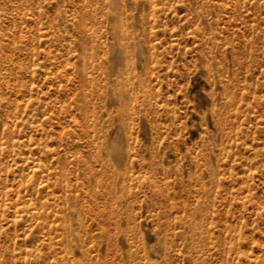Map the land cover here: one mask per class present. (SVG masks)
Instances as JSON below:
<instances>
[{
    "label": "rangeland",
    "instance_id": "rangeland-1",
    "mask_svg": "<svg viewBox=\"0 0 264 264\" xmlns=\"http://www.w3.org/2000/svg\"><path fill=\"white\" fill-rule=\"evenodd\" d=\"M0 264H264V0H0Z\"/></svg>",
    "mask_w": 264,
    "mask_h": 264
},
{
    "label": "bare ground",
    "instance_id": "bare-ground-1",
    "mask_svg": "<svg viewBox=\"0 0 264 264\" xmlns=\"http://www.w3.org/2000/svg\"><path fill=\"white\" fill-rule=\"evenodd\" d=\"M117 21H119V20H117ZM119 27H120V26H118V28H117V33L120 32ZM119 34H120V33H119ZM123 48H124V47H123ZM128 63H130V62H128L127 60H126L125 62L122 61V62H121V66L117 67V71L119 72L118 76H115V81L117 82L116 84H117V86H118V87L116 86V87L118 88L117 91H119V89H120L122 86H124V84H128V82H129V81H128V82L125 83V80L123 81L124 76H122L123 74L125 75V71H124V73H122V72H123V69H126V68L129 69V68H128ZM129 65H130V64H129ZM84 68H85V67H84ZM82 70H83V69H82ZM82 70H81V71H82ZM85 70H86V68H85ZM127 72H128V71H126V74H127ZM84 73H86V71H85ZM116 75H117V74H116ZM125 76H127V75H125ZM125 78H126V77H125ZM127 80H128V79H127ZM112 83H113V82H112ZM114 86H115V84H114ZM125 87H126V88H125ZM124 88L127 89V86L125 85ZM124 88H123V89L121 88L122 90L119 91V92H117V93H119L121 99H124L125 94L128 93V92H127V93L122 92V91L124 90ZM115 89H116V88H115ZM115 96H117V95H115ZM127 96H129V93H128ZM120 97H119V98H120ZM126 100H127V99H126ZM85 102H86V101H85ZM121 102L124 104V106H121V107H125L126 101H121ZM127 102H129V101H127ZM122 103L119 102V104H121V105H122ZM85 105H86V104H85ZM85 105L83 104V106H85ZM83 106H82V107H83ZM86 106H87V105H86ZM127 109H128V107H126V111H127ZM118 110H119V109H118ZM120 110H121V115H122V113H124V114L126 113L125 110H124V108H122V109H120ZM120 110H119V111H120ZM81 112H82V110H81ZM85 112H86V111H85ZM86 113H87V112H86ZM86 113H85V114H86ZM118 113H119V112H118ZM85 114H84V115H85ZM86 116H87V114L85 115V117H86ZM119 116H120V115H119ZM112 152H113V155H115V156L118 155V157H121V153H118L116 150L113 149Z\"/></svg>",
    "mask_w": 264,
    "mask_h": 264
}]
</instances>
